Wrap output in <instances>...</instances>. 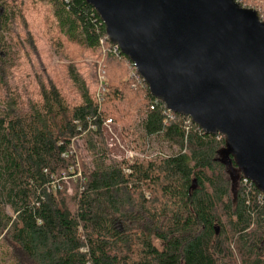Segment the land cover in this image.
Returning a JSON list of instances; mask_svg holds the SVG:
<instances>
[{
	"label": "trees",
	"instance_id": "1",
	"mask_svg": "<svg viewBox=\"0 0 264 264\" xmlns=\"http://www.w3.org/2000/svg\"><path fill=\"white\" fill-rule=\"evenodd\" d=\"M36 2L50 5L61 40L98 53L105 70L131 66L134 78L110 69L114 82L108 75L99 102L71 65L81 99L72 105L35 72L39 101L25 111L10 80L34 39L14 31L17 22L28 29L24 3L0 0V250L7 262L122 264L138 255L153 264H264V200L240 174L233 184L218 159L224 138L153 98L83 0ZM108 118L125 136L153 141V159L113 160L104 144Z\"/></svg>",
	"mask_w": 264,
	"mask_h": 264
},
{
	"label": "water",
	"instance_id": "2",
	"mask_svg": "<svg viewBox=\"0 0 264 264\" xmlns=\"http://www.w3.org/2000/svg\"><path fill=\"white\" fill-rule=\"evenodd\" d=\"M150 95L264 195V22L236 0H83ZM234 164V166H233ZM218 233V229H216Z\"/></svg>",
	"mask_w": 264,
	"mask_h": 264
},
{
	"label": "rangeland",
	"instance_id": "3",
	"mask_svg": "<svg viewBox=\"0 0 264 264\" xmlns=\"http://www.w3.org/2000/svg\"><path fill=\"white\" fill-rule=\"evenodd\" d=\"M20 1L24 3L28 29L24 30L20 22H17L14 31L22 37L31 36L34 39L35 50H31V46L26 45L28 58H23L22 64L16 69L15 77L10 80V84H12V91L15 92L16 97L24 102L25 111L29 107L27 105L30 101H39L38 96L34 92L35 72L42 73L40 76L41 81L47 82L50 79L55 82L66 102L72 105L80 104L81 99L78 89L74 86L67 72V68H70L71 65H74V70L86 85L90 96L98 97V95L105 92L106 84L108 83L109 85L110 82L108 76L110 75V69H115L111 73L112 75L120 70L122 73L126 72V76L123 79L134 78L131 66L124 63L121 67L111 66L112 68L108 67V70H105L98 53L84 51L61 40L58 36L56 23L51 17L49 4H40L36 0ZM241 1L242 3L239 4L242 7L257 11L261 21L264 22V0ZM104 50L102 49V51ZM112 75L110 76L112 77V82H114ZM110 120L111 118L106 120L103 125V131L105 147L113 160L121 161L124 159L131 163L135 159H153L154 153L152 152L156 150L153 147V141L150 145L145 146L135 136H125L124 132L121 131V124L113 123L112 121L108 123ZM82 143L81 139L74 141V144L79 146ZM72 148L75 149V146ZM65 181L69 182L70 180L66 179ZM68 188L70 192V184ZM153 246L158 252L163 249V244L159 241H154ZM2 254L3 252L0 250V263L9 264L6 257ZM94 259L95 261L100 260V255L96 254ZM140 260L141 258L137 255L127 260V262L126 260L123 261L122 264H139ZM141 262L140 264H153L151 261L141 260Z\"/></svg>",
	"mask_w": 264,
	"mask_h": 264
},
{
	"label": "built area",
	"instance_id": "4",
	"mask_svg": "<svg viewBox=\"0 0 264 264\" xmlns=\"http://www.w3.org/2000/svg\"><path fill=\"white\" fill-rule=\"evenodd\" d=\"M113 47H114L113 52H119V49H118L116 46L113 45ZM119 53H120V52H119ZM102 85H103V83H102ZM102 85H101V86H102ZM97 98H98V101L100 102L101 99H102L101 94L98 95ZM167 111H168V110H167ZM168 112H169V111H168ZM169 113H171V112H169ZM189 121H190V120H189ZM108 123H111V121H108ZM244 182H249V181H247L246 179H244ZM260 198L264 200V195L261 194V193H260ZM263 219H264V217H263Z\"/></svg>",
	"mask_w": 264,
	"mask_h": 264
}]
</instances>
